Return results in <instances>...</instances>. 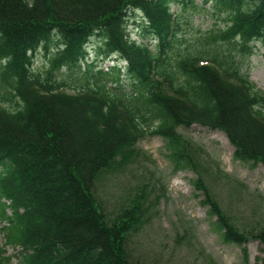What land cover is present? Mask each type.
Here are the masks:
<instances>
[{
  "label": "trees",
  "instance_id": "trees-1",
  "mask_svg": "<svg viewBox=\"0 0 264 264\" xmlns=\"http://www.w3.org/2000/svg\"><path fill=\"white\" fill-rule=\"evenodd\" d=\"M191 1L0 0V264H139L130 242L145 224L144 191L114 216L95 186L147 133L196 169L177 129L220 130L237 158L264 167V90L222 46L264 36V0H213L225 28L193 48L181 46L171 11ZM131 14L141 15L140 40L126 34ZM93 38L113 67L73 84L53 79V69L78 67ZM52 45L50 71L31 69L32 55ZM219 226L227 242L264 245L262 230ZM7 248L19 249L15 263Z\"/></svg>",
  "mask_w": 264,
  "mask_h": 264
},
{
  "label": "rangeland",
  "instance_id": "rangeland-1",
  "mask_svg": "<svg viewBox=\"0 0 264 264\" xmlns=\"http://www.w3.org/2000/svg\"><path fill=\"white\" fill-rule=\"evenodd\" d=\"M191 2L186 7L175 4L171 9L178 14L180 44L191 48L210 45V35L226 25L222 7L213 0ZM129 18L126 34L140 40L141 15L131 14ZM99 43L97 38L91 39L78 67L53 69V79L73 84L86 79L92 70H110L115 62L97 58ZM149 44L154 47L155 42ZM222 46L230 49L241 72L264 90V36L248 44L249 48L228 47L227 43ZM54 53L53 45L47 51L40 47L32 55L31 69L50 71ZM177 133L191 145L193 156L201 164L198 168L178 160L175 146L166 138L147 133L135 144L136 155L126 160L118 155L116 164L103 170L96 182L102 205L114 216L120 209L130 208L131 200L144 191L141 203L144 210L147 208L146 219L131 238L132 254L139 264H264L260 240L250 237L242 245L227 242L219 226L238 227L244 233L264 232V167L237 158L235 148L220 130L192 125L178 128ZM3 242L0 232V248ZM18 252L6 249V255H13L12 263Z\"/></svg>",
  "mask_w": 264,
  "mask_h": 264
}]
</instances>
